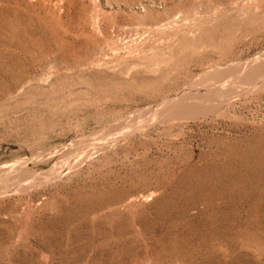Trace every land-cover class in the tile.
<instances>
[{
  "label": "rangeland",
  "instance_id": "rangeland-1",
  "mask_svg": "<svg viewBox=\"0 0 264 264\" xmlns=\"http://www.w3.org/2000/svg\"><path fill=\"white\" fill-rule=\"evenodd\" d=\"M255 62L264 0H0V264H264Z\"/></svg>",
  "mask_w": 264,
  "mask_h": 264
},
{
  "label": "bare ground",
  "instance_id": "bare-ground-1",
  "mask_svg": "<svg viewBox=\"0 0 264 264\" xmlns=\"http://www.w3.org/2000/svg\"><path fill=\"white\" fill-rule=\"evenodd\" d=\"M251 59V58H250ZM257 59V58H256ZM247 61V60H246ZM249 61V60H248ZM243 62V61H242ZM245 63V62H244ZM248 63V62H247ZM252 63V62H251ZM254 64H256V62L254 63ZM233 65V64H232ZM243 66H244V64H242ZM246 65H248V64H246ZM241 66V65H240ZM227 67H229V66H227ZM231 67V66H230ZM246 67V66H245ZM244 67V68H245ZM249 67V66H248ZM223 69V68H222ZM248 69V68H247ZM243 70V69H242ZM211 71H213L214 72V70H211ZM224 71V70H223ZM225 72H226V70H225ZM206 73V72H205ZM207 73H209V72H207ZM222 71H216V73L215 74H213L210 78H212L211 80H213V79H216L217 77L218 78H220L219 76H221L222 74ZM247 73V72H246ZM240 74H242V73H240ZM233 75H235V74H233ZM205 76H207V75H205ZM209 76V75H208ZM207 76V77H208ZM223 76H224V74H223ZM200 77H202V76H200ZM233 77V76H232ZM231 77V78H232ZM247 77H250V78H252V79H254L255 81H254V83H253V87L255 86L256 88L257 87H259V86H262V88H263V86H264V63L263 62H260V63H258V64H256V65H254L253 67H252V69H251V71H250V74L247 76ZM247 77H245V78H247ZM209 78V77H208ZM223 78V77H222ZM241 78V77H240ZM234 79H235V77H234ZM246 80V79H245ZM249 80V79H248ZM198 81V80H197ZM203 81V80H202ZM206 81V80H205ZM204 81V82H205ZM217 81V80H216ZM240 81V80H239ZM219 82H221V81H219ZM218 82V83H219ZM223 82V81H222ZM225 82V81H224ZM229 82V81H228ZM227 82V83H228ZM232 82V81H231ZM206 83H207V81H206ZM205 83V84H206ZM198 84V83H197ZM221 84V83H220ZM226 84V83H225ZM238 84V83H237ZM248 84V83H247ZM201 85V84H200ZM219 84H217V86H218ZM239 85V84H238ZM224 86V85H223ZM227 86H229V85H227ZM236 86V85H235ZM235 86H234V88H235ZM243 86H246V85H243ZM252 86V85H251ZM189 87V86H188ZM208 87V86H207ZM239 87V86H238ZM212 88V87H211ZM224 88V87H223ZM246 88V87H245ZM218 89V88H217ZM230 89V88H229ZM231 89H233V88H231ZM251 88H249V90H250ZM197 90V89H196ZM220 90H221V88H220ZM236 90V89H235ZM243 90V89H242ZM245 90V89H244ZM254 90V89H253ZM207 91V92H206ZM205 91V93L204 92H202V91H199V92H187L186 91V93H181L178 97L176 96V98H172V99H169L168 101H167V106H163V108L164 107H166L164 110H163V112L164 111H166L167 109L168 110H170V109H173V111H171V112H175L174 114H175V116L177 115V112H180V111H186V109H189L190 107H191V105H192V107H194V106H201V105H223V104H226V103H228L231 99H233V98H235V97H237V96H239V95H241V94H243L244 93V91H241V92H237V93H234V94H230V95H226L225 94V96L224 95H222V94H220L219 92L220 91H216L215 89H207ZM222 91V90H221ZM239 91V90H238ZM246 91V90H245ZM247 91H248V89H247ZM246 91V92H247ZM182 92H185V91H182ZM215 93H219L218 95H215ZM226 93V92H225ZM233 93V92H232ZM247 95V94H246ZM198 101H200V102H198ZM233 101V100H232ZM204 102V103H203ZM231 102V101H230ZM234 102V101H233ZM200 103V104H199ZM232 104V103H231ZM234 104V103H233ZM166 105V104H165ZM229 105V104H228ZM190 108V109H192V110H195V108ZM203 107V106H202ZM208 107V106H207ZM213 107V106H212ZM159 108H161L160 106H159ZM218 108V107H217ZM157 109V108H156ZM200 109H201V107H200ZM219 110V109H218ZM198 111H199V109H198ZM162 112V113H163ZM189 112H191V111H189L188 110V114H189ZM193 112V111H192ZM208 112H210V111H208ZM187 113V112H186ZM196 113H197V110H196ZM200 113V112H199ZM171 113H169V115H170ZM190 114H192V113H190ZM169 115H167V117L169 116ZM193 115H195V113H193ZM172 116H173V114H172ZM186 116H187V114H186ZM197 116V115H196ZM171 117V116H170ZM179 117H181L180 115H179ZM194 117V116H193ZM164 118H166V116L164 117ZM133 121V120H132ZM139 125V124H138ZM132 131H133V129H132ZM103 134V133H102ZM118 135V134H117ZM108 136V135H107ZM119 136V135H118ZM120 136H124L122 133L120 134ZM85 138V137H84ZM120 138V137H119ZM95 139V138H94ZM113 139V138H112ZM90 140V139H89ZM91 140H93V138H91ZM116 140V139H115ZM78 144V143H77ZM70 146V145H69ZM62 149V148H61ZM70 149V148H69ZM68 149V150H69ZM74 150V149H73ZM70 151V150H69ZM75 151V150H74ZM94 151V150H93ZM63 152H64V149H63ZM71 152V151H70ZM67 153V152H66ZM68 155V154H67ZM70 156V155H69ZM16 162V161H15ZM14 163V162H13ZM21 164H23V163H21ZM24 165V164H23ZM23 165H22V167H23ZM27 165V164H26ZM10 167L12 166V165H9ZM8 166V167H9ZM2 168H4V167H2ZM26 168V167H25ZM18 169V168H17ZM17 169H15V170H17ZM60 169H62V168H60ZM3 170V169H2ZM5 170H7V168L5 169ZM11 170V169H10ZM13 170V169H12ZM14 170V171H15ZM25 171V170H24ZM32 170L30 169V172H31ZM62 171H63V169H62ZM3 173H4V171H2ZM13 172V171H12ZM22 172V171H21ZM58 172V171H57ZM1 173V172H0ZM9 173V172H8ZM11 173V172H10ZM16 173H17V171H16ZM30 174V173H29ZM17 175V174H16ZM27 175H28V173H27ZM32 175V174H31ZM3 176V175H2ZM9 176H10V174H9ZM22 176V175H21ZM25 177V176H24ZM27 177V176H26ZM33 177V176H32ZM8 178V177H7ZM17 178V177H16ZM23 178V177H22ZM29 178V177H28ZM42 178V177H41ZM11 179V178H10ZM0 180H1V177H0ZM15 180V179H14ZM13 180V181H14ZM25 180V179H24ZM4 181H5V178H4ZM7 181V180H6ZM18 181V180H17ZM34 181V180H33ZM3 182V181H2ZM25 182V181H24ZM23 182V183H24ZM9 183V182H8ZM30 183H32V182H30ZM10 184V183H9ZM21 184H22V182H21ZM33 184V183H32ZM13 185V184H12ZM28 185H29V183H28ZM20 186V184H14L13 186H11V188L13 187V189H15V188H17V187H19ZM35 186V185H34ZM1 188V187H0ZM3 188V187H2ZM9 188V187H8ZM22 188H23V186H22ZM7 190V189H6ZM20 190H22V189H20ZM15 192V191H14ZM13 192V193H14ZM0 193H1V191H0ZM2 194H4V193H2ZM1 194V195H2Z\"/></svg>",
  "mask_w": 264,
  "mask_h": 264
}]
</instances>
